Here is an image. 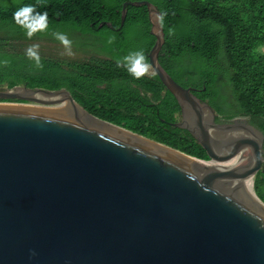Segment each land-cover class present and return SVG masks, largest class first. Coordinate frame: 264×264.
Instances as JSON below:
<instances>
[{"label":"water","instance_id":"obj_1","mask_svg":"<svg viewBox=\"0 0 264 264\" xmlns=\"http://www.w3.org/2000/svg\"><path fill=\"white\" fill-rule=\"evenodd\" d=\"M128 5L146 7L148 62L179 107L173 126L208 159L89 115L66 90L0 89L26 103L0 104V264H264L262 132L216 122L160 65L152 3H123L118 29Z\"/></svg>","mask_w":264,"mask_h":264},{"label":"trees","instance_id":"obj_2","mask_svg":"<svg viewBox=\"0 0 264 264\" xmlns=\"http://www.w3.org/2000/svg\"><path fill=\"white\" fill-rule=\"evenodd\" d=\"M127 1L140 0H0V89H66L92 116L110 123L114 118L136 119L134 131H129L142 136L147 123L160 138L154 141L207 160L194 138L173 126L179 107L157 76L135 80L117 66V59L129 52L142 50L148 58L155 40L145 6H126L118 29ZM146 1L167 13L158 55L162 68L180 86L194 89V95L214 109L217 122L244 118L264 136V0ZM25 5L48 13L47 32L27 39L15 25L13 13ZM169 28L174 35L169 36ZM52 32L67 34L72 45L92 54L90 59L56 57L48 44L60 42ZM35 42L48 45L45 51L39 48L43 69L25 54ZM5 59L10 63L4 65ZM104 111L112 116L105 118ZM254 192L264 203V162L254 177Z\"/></svg>","mask_w":264,"mask_h":264},{"label":"clouds","instance_id":"obj_3","mask_svg":"<svg viewBox=\"0 0 264 264\" xmlns=\"http://www.w3.org/2000/svg\"><path fill=\"white\" fill-rule=\"evenodd\" d=\"M166 15V12H161L156 16V21L161 29L164 27ZM13 21L17 27L25 32L27 39H32L37 33H45L49 29L48 13L38 12L33 5H25L15 11L13 13ZM51 34L65 49L64 55L69 57L74 55L72 51V41L68 38L67 34L63 32H52ZM168 34L169 36L174 35V29L169 28ZM114 39L115 37L110 38L108 43L111 44ZM25 54L28 59L34 62L37 69H43L38 44L29 46ZM2 63L7 65L10 61L5 59ZM117 66L125 68L127 73L135 80H140L145 76L154 77L156 75L155 68L148 62V58L142 50L129 52L123 58L117 59ZM30 255L34 256L35 252H31Z\"/></svg>","mask_w":264,"mask_h":264},{"label":"rangeland","instance_id":"obj_4","mask_svg":"<svg viewBox=\"0 0 264 264\" xmlns=\"http://www.w3.org/2000/svg\"><path fill=\"white\" fill-rule=\"evenodd\" d=\"M42 43H44V42H41V43H34V44H38L39 45V48H43V50L45 51L47 48H48V45L50 46V47H52V51L54 52V54H55V56L56 57H63V58H65V59H69V60H76V61H86L87 59H89L90 58V53H88L87 51H82V50H80L79 48H76V47H74V46H72V51H73V53H74V55L73 56H71V57H69V56H67V55H64L63 53H64V51H65V49L62 47V45L61 44H57V45H53V44H48V45H46V44H42ZM31 45H33V44H30V46ZM20 86H24V85H20ZM4 88V87H3ZM1 103H3V102H1L0 101V104ZM85 112H87V111H85ZM88 114H91V113H89V112H87ZM98 114H100V113H98ZM92 115V114H91ZM101 115H103L105 118H108V117H110V116H112L111 115V113L110 112H108V111H104ZM131 117V116H130ZM104 120V119H103ZM112 123H114V124H116V125H118L119 127L121 126V128L122 127H124V128H126V130L128 129V131L129 130H133L134 131V128H135V123H137V121H136V119L135 120H132V118H130V121H128L127 119H125V118H114L112 121H111ZM135 122V123H134ZM113 124V125H114ZM145 125V130H146V134H144V136L143 137H145V138H147V139H150V140H152V141H154L153 139H155V140H157V141H159L160 140V138L158 137V135L156 134V133H154V132H150L147 128H149L148 127V124L146 123V124H144ZM147 127V128H146ZM139 135V134H138ZM142 136V135H141ZM148 137H150V138H148ZM152 138V139H151ZM156 142V141H155Z\"/></svg>","mask_w":264,"mask_h":264},{"label":"bare ground","instance_id":"obj_5","mask_svg":"<svg viewBox=\"0 0 264 264\" xmlns=\"http://www.w3.org/2000/svg\"><path fill=\"white\" fill-rule=\"evenodd\" d=\"M149 2V1H148ZM104 24H106V23H104ZM103 24H100V27L102 26ZM107 25V24H106ZM111 27H112V25H111ZM177 83V82H176ZM15 87V86H14ZM26 87V86H25ZM4 88H8V87H4ZM13 88V87H12ZM28 88V87H27ZM184 88V87H183ZM3 89V88H2ZM30 89H35V88H30ZM42 89V88H41ZM46 90V89H45ZM166 90V89H165ZM58 91V90H57ZM167 91V90H166ZM194 92V91H193ZM70 94V93H69ZM194 94V93H193ZM35 95V94H34ZM72 97V96H71ZM197 97V96H196ZM73 99V98H72ZM74 100V99H73ZM1 102H3V103H1V104H26L25 102H22V101H17V100H0ZM202 102H205V101H202ZM77 103V102H76ZM78 104V103H77ZM79 105V104H78ZM80 106V105H79ZM81 107V106H80ZM90 115V114H89ZM217 117V116H216ZM216 117H215V119H216ZM239 119H244V118H239ZM216 121V120H215ZM217 122V121H216ZM177 123V122H176ZM115 126H117V125H115ZM117 127H119V126H117ZM121 128V127H120ZM122 129H124V128H122ZM126 130V129H125ZM128 131V130H127ZM130 132V131H129ZM135 134V133H134ZM136 135H138V134H136ZM138 136H141V135H138ZM141 137H143V136H141ZM144 138V137H143Z\"/></svg>","mask_w":264,"mask_h":264},{"label":"flooded vegetation","instance_id":"obj_6","mask_svg":"<svg viewBox=\"0 0 264 264\" xmlns=\"http://www.w3.org/2000/svg\"><path fill=\"white\" fill-rule=\"evenodd\" d=\"M101 24H103V23H101ZM100 28V27H99ZM72 46H74V45H72ZM75 47V46H74ZM90 55H92L91 53H90ZM91 57V56H90ZM98 57H103V55H99ZM90 59V58H89ZM156 76V75H155ZM146 77H151V76H146ZM158 78V77H157ZM61 90H66V89H61ZM67 91V90H66ZM147 95L149 96V97H151L152 96V94L151 93H147ZM179 115V113L176 115V118H177V121L176 122H178V116ZM219 122H227L226 120H218ZM247 121V120H246ZM175 124V123H174Z\"/></svg>","mask_w":264,"mask_h":264}]
</instances>
